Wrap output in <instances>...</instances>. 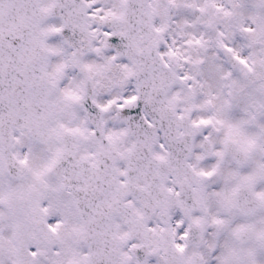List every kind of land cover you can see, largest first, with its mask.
Listing matches in <instances>:
<instances>
[{
  "label": "snow or ice",
  "instance_id": "6c2138e0",
  "mask_svg": "<svg viewBox=\"0 0 264 264\" xmlns=\"http://www.w3.org/2000/svg\"><path fill=\"white\" fill-rule=\"evenodd\" d=\"M0 264H264V0H0Z\"/></svg>",
  "mask_w": 264,
  "mask_h": 264
}]
</instances>
